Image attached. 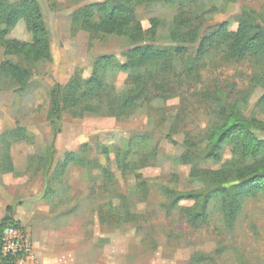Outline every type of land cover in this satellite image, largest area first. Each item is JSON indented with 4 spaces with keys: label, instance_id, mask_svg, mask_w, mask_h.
I'll use <instances>...</instances> for the list:
<instances>
[{
    "label": "rangeland",
    "instance_id": "374dc122",
    "mask_svg": "<svg viewBox=\"0 0 264 264\" xmlns=\"http://www.w3.org/2000/svg\"><path fill=\"white\" fill-rule=\"evenodd\" d=\"M101 1L37 0L52 60L32 65V77L21 93L0 76V177L5 176L4 189L13 194L11 205L18 212L12 221L30 237L33 248L39 239L56 264H264V193L244 198L230 224L222 219L218 203L211 202L207 224L197 229L183 213L192 202L167 211L164 207L166 191L206 188L195 169L216 170L231 157L229 148L218 159L209 157L207 134L217 113L239 94L247 98L238 117L264 121V79L251 89L256 73L251 63L227 62L218 52L196 61L198 43L180 45L169 39L173 20L181 13L207 11L201 35L222 23L235 31L241 9L263 12L264 0H196L182 8L138 5L136 17L144 30L150 20L160 21L152 44L185 50L164 84L167 95L147 97L118 117L62 114L53 140L47 119L51 89L75 75L89 78L101 57L125 63L133 47L126 37L89 33L73 24L74 14ZM9 37L30 41L23 21ZM4 61L20 59L5 55L0 46V64ZM105 76L116 94L130 89L125 74L107 68ZM256 136L264 141V132ZM132 145L136 148L128 156ZM68 153L78 154L87 167L70 166L59 175L58 164ZM233 179L226 174L225 184Z\"/></svg>",
    "mask_w": 264,
    "mask_h": 264
},
{
    "label": "trees",
    "instance_id": "16d2710c",
    "mask_svg": "<svg viewBox=\"0 0 264 264\" xmlns=\"http://www.w3.org/2000/svg\"><path fill=\"white\" fill-rule=\"evenodd\" d=\"M195 1L102 0L74 14L73 24L80 26V29L89 33L100 32L126 37L133 47L126 52L125 63L120 64L109 56L101 57L89 78L83 79L75 75L66 85H55L51 89L47 119L53 127V140L60 132L58 121L62 114L68 113L77 118L118 117L147 97L166 96L164 84L172 73L175 59L182 58L185 50L176 48L169 51L152 44L160 21L150 20V28L144 30L136 17V8L140 4L150 5L154 2L165 5L178 4L182 8ZM207 13L205 11L200 14L177 15L171 25L169 39L180 45L198 43L196 61L209 53L218 52L227 62H250L256 70L250 82L251 89L257 87L264 79V11L256 12L243 7L235 31H229L227 24L222 23L215 26L211 32L201 35V23ZM19 21H23L25 25L30 36L29 42L9 37ZM0 46L5 55L20 59L19 63L2 62L0 76L7 79L15 86V90L21 93L32 77V65L52 60L48 31L37 0H19L16 3L0 0ZM107 68L125 74L126 84L130 88L127 93H115V88L106 81ZM246 98L245 94H239L233 104H228L221 113H217L208 131L209 157L218 159L225 148L230 149L231 157L219 169H195L196 175L205 182L206 188L195 192H165L168 201L164 206L166 211L178 208L180 202H192L193 205L183 213L186 222L195 229L207 224L208 206L211 202L218 203L222 219L230 224L236 220L244 198L264 193V141L256 136V132H264V121L238 117V107ZM23 139H27L25 135ZM131 148L126 152L128 156H133L136 147L132 145ZM49 150L54 153L53 144L49 146ZM180 158L186 160V151ZM86 164L78 154L68 153L58 164L57 171L61 175L70 166L86 168ZM100 168L103 175L109 177L105 167ZM226 174L234 176L233 184H225ZM12 210L11 206L7 207L5 217L0 221V237L8 225L16 224L12 221ZM0 264L14 262L0 258Z\"/></svg>",
    "mask_w": 264,
    "mask_h": 264
},
{
    "label": "built area",
    "instance_id": "2783aa9c",
    "mask_svg": "<svg viewBox=\"0 0 264 264\" xmlns=\"http://www.w3.org/2000/svg\"><path fill=\"white\" fill-rule=\"evenodd\" d=\"M0 258L14 264H35L36 258L30 237L16 224L8 225L0 237Z\"/></svg>",
    "mask_w": 264,
    "mask_h": 264
},
{
    "label": "crops",
    "instance_id": "0c3cea01",
    "mask_svg": "<svg viewBox=\"0 0 264 264\" xmlns=\"http://www.w3.org/2000/svg\"><path fill=\"white\" fill-rule=\"evenodd\" d=\"M6 179L5 176L0 177V221L5 217L6 215V209L7 207L11 206L13 208L12 201H13V194H8L5 189L4 185H6ZM17 209L12 210V216L17 215L18 212H16ZM35 248H33L35 258H36V264H56L54 259L56 257L53 255V253H50L48 250H43V248L39 244V239H34Z\"/></svg>",
    "mask_w": 264,
    "mask_h": 264
}]
</instances>
